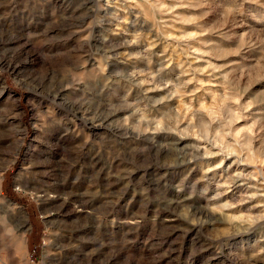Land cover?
Wrapping results in <instances>:
<instances>
[{"label":"rangeland","instance_id":"1","mask_svg":"<svg viewBox=\"0 0 264 264\" xmlns=\"http://www.w3.org/2000/svg\"><path fill=\"white\" fill-rule=\"evenodd\" d=\"M29 259L264 264V0H0V264Z\"/></svg>","mask_w":264,"mask_h":264},{"label":"bare ground","instance_id":"2","mask_svg":"<svg viewBox=\"0 0 264 264\" xmlns=\"http://www.w3.org/2000/svg\"><path fill=\"white\" fill-rule=\"evenodd\" d=\"M21 172V171H20ZM19 172V173H20ZM20 175V174H19ZM20 177V176H19ZM18 178V177H17ZM16 185H20L19 183H18V181L16 182ZM5 202V201H4ZM65 204V202L63 203V205ZM10 205V211H11V213H13V214H21V215H23L22 214V212L20 213L19 212V210L16 208V206L13 204V203H10L9 204ZM63 207V206H62ZM24 216V215H23ZM25 218V217H24ZM26 222L27 221H25V219L23 220V224L26 226ZM23 228V227H22Z\"/></svg>","mask_w":264,"mask_h":264},{"label":"trees","instance_id":"3","mask_svg":"<svg viewBox=\"0 0 264 264\" xmlns=\"http://www.w3.org/2000/svg\"><path fill=\"white\" fill-rule=\"evenodd\" d=\"M2 191H3V190H2ZM3 193H4V195H5L8 199H10V200L15 201V202L18 203V200L16 199L17 197H15L13 191L10 190V187H9V193H8V192H4V191H3Z\"/></svg>","mask_w":264,"mask_h":264},{"label":"built area","instance_id":"4","mask_svg":"<svg viewBox=\"0 0 264 264\" xmlns=\"http://www.w3.org/2000/svg\"><path fill=\"white\" fill-rule=\"evenodd\" d=\"M29 261H30V264H37V263L33 262V260H31V259H29Z\"/></svg>","mask_w":264,"mask_h":264}]
</instances>
